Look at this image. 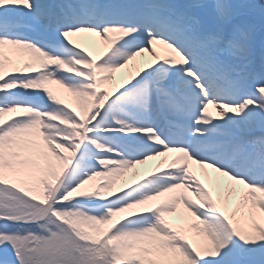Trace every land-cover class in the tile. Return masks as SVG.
Returning a JSON list of instances; mask_svg holds the SVG:
<instances>
[{
  "label": "snow or ice",
  "instance_id": "obj_1",
  "mask_svg": "<svg viewBox=\"0 0 264 264\" xmlns=\"http://www.w3.org/2000/svg\"><path fill=\"white\" fill-rule=\"evenodd\" d=\"M0 264H264V0H0Z\"/></svg>",
  "mask_w": 264,
  "mask_h": 264
},
{
  "label": "bare ground",
  "instance_id": "obj_2",
  "mask_svg": "<svg viewBox=\"0 0 264 264\" xmlns=\"http://www.w3.org/2000/svg\"><path fill=\"white\" fill-rule=\"evenodd\" d=\"M123 74L124 73H118L117 74V82H119V80ZM50 87H52L53 90L56 91L60 95V97L66 103L69 104V106L73 105V107H75V101L69 93L64 92L62 89H59L58 86H56V85H51ZM210 108H211V106H210ZM212 110H213V112H215L214 109H212ZM152 164H153V161H149L147 163L148 166H152ZM143 166L144 165H140V166L137 165L135 169H129L126 172L122 173V177L119 176L115 179L114 184H113V190H118L119 187L126 186V185L132 183L135 180L136 171L142 170ZM98 182H100V181H94V183H98ZM169 218L173 223L178 222V220L175 216H170Z\"/></svg>",
  "mask_w": 264,
  "mask_h": 264
}]
</instances>
